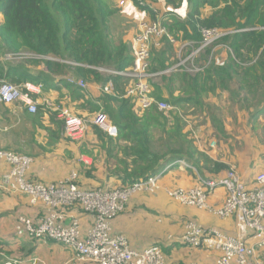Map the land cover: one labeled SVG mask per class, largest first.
Segmentation results:
<instances>
[{"label": "trees", "instance_id": "1", "mask_svg": "<svg viewBox=\"0 0 264 264\" xmlns=\"http://www.w3.org/2000/svg\"><path fill=\"white\" fill-rule=\"evenodd\" d=\"M185 1L165 0L167 7L173 11L179 10ZM187 1L190 12L185 20L174 16L168 18L165 25L169 35L177 41L180 39L194 42L197 47L202 40L200 33L202 28L231 32L215 45V50L210 48L205 51L208 57L210 55L212 57L217 48L226 47L231 54L223 66L216 65L213 61L203 72L190 79L191 97L183 95L170 102L163 98V95H155L154 90L153 96L157 101L167 102L177 110L168 115L159 112L157 107L143 111L134 101L124 97L131 85L130 80L118 76L105 78L94 69L76 70L78 78L86 81L88 78H93L102 85V88L109 82L114 84L115 95H106L101 103L116 124L118 136L113 138L99 127H94L93 130L104 148L106 147L108 158L115 160L111 175L121 180V187L157 175H162V178L166 167L177 161L187 160L190 164L186 163L195 168L199 174L202 171L200 166L202 160L208 171L219 173L229 169L227 165L211 160L205 152L199 151L198 147L191 146V142L187 141L188 134H184L185 122L179 115V106L183 102H194L198 106H203L204 102L199 95L201 85L203 87L200 89L205 90V84L209 82L208 92L212 94H215L218 88L228 91L233 103L243 110H255L254 113L249 114L252 120H257L259 114L264 113L262 111L264 109V0ZM206 7H210L211 11L207 16H203L202 10ZM122 10L117 4H109L105 0H0V15L4 17V24L0 26V79L17 86L32 82L42 85L44 91L54 87L52 76H67L70 72L68 65L58 61L36 59L22 62L3 61L5 55L24 50L41 57L74 61L96 69L128 70L134 56L132 57L128 45L124 42L127 24ZM141 10L151 12L155 16L150 8H141ZM160 42L161 47L158 49L153 47L152 50L151 74L162 73L172 67L168 65L172 64L173 42L167 36ZM40 63L45 65L48 72L36 77L31 76V68ZM179 71L187 72L183 69L177 70L170 81L186 80L189 75L176 74ZM64 86L76 94L73 98L83 97L79 88L67 82ZM182 93H185L184 83L179 90V94ZM173 95L174 93L171 92L170 97ZM54 114L57 117V113ZM212 123H216L215 120ZM218 130L224 134L222 123ZM158 132L161 134L160 148L156 145L153 135H157ZM192 135L195 141L196 137ZM4 150L25 155L14 150L5 148ZM208 164L214 165V168L211 169ZM179 245L187 247L181 240L175 246ZM158 247L162 249L164 255L168 253L166 249L159 245Z\"/></svg>", "mask_w": 264, "mask_h": 264}, {"label": "built area", "instance_id": "2", "mask_svg": "<svg viewBox=\"0 0 264 264\" xmlns=\"http://www.w3.org/2000/svg\"><path fill=\"white\" fill-rule=\"evenodd\" d=\"M150 1L121 0L119 5L123 7L127 2H130L139 10L141 8L151 9ZM200 33L202 40L198 46L194 47L188 57L182 59L168 72L180 69L195 74L203 72L204 66H196L195 61L207 49L215 50V45L231 32L216 28H202ZM166 36L174 43L175 40L169 35L168 28L163 24V21L156 19L150 22H141L131 67L125 71L104 68L96 70L108 76H118L130 80L131 85L124 97L134 101L141 110L147 111L157 107L159 112L168 115L177 109L167 102L157 101L153 96L152 78L163 74L150 73L154 44L156 47H160V41ZM29 59L58 61L73 69L89 68L74 61H60L24 51L7 54L3 61L22 62ZM213 61L219 66L225 64L224 60L212 56L208 65ZM65 80L81 91L87 89V82L72 74ZM42 93V85L27 82L17 86L7 80L0 79V106L20 103L31 114H36L39 106L35 98ZM103 93L114 96V84L109 82L103 88ZM54 111L57 113L58 120L64 124L66 137L74 143L83 142L87 136L88 122L75 115L67 107H55ZM90 124L103 128L111 137L117 136V128L103 114L95 117ZM0 162H5L10 166L3 181L6 191L24 194L29 198L31 205H40L45 210L44 215L37 220L20 216L15 226L18 237L56 242L74 252L76 263L167 264L166 257L160 247L151 245L144 249H134L125 236L112 233L113 220L125 210L131 198L139 192L155 193L160 190L162 175L112 190L106 188L84 189L78 185L76 173H73L68 179L51 184L32 181L28 174L34 164V159L27 155H20L0 148ZM177 164L190 167L184 161L174 162V165ZM172 167V164L167 166L163 174ZM219 188L226 190V200L220 207L210 206L209 199ZM167 193L173 200L186 207L207 210L219 218L235 220L237 231L235 236L227 235L216 228H205L199 222L190 220L185 225L181 237L182 244L188 248L219 252L216 264H264V261L257 257L256 249L247 243V237L250 236L257 241L259 247L264 248V173L257 174L254 184L248 185L241 179L237 169L231 167L223 176L199 178L198 186L194 188H177L169 190ZM74 208H79L82 213L92 218V226L86 235L82 232L79 219L72 218L67 214L69 209ZM67 218H69L68 222H66ZM24 263L23 260L6 258L4 264Z\"/></svg>", "mask_w": 264, "mask_h": 264}, {"label": "crops", "instance_id": "3", "mask_svg": "<svg viewBox=\"0 0 264 264\" xmlns=\"http://www.w3.org/2000/svg\"><path fill=\"white\" fill-rule=\"evenodd\" d=\"M105 1L109 4L115 3L123 9L121 12L127 24L124 42L128 45L132 57L136 49V37L141 22H150L158 19L163 21V24H166L171 16L185 20L190 12L187 0L177 11L167 7L165 0L150 1V7L155 16L151 12L139 10L130 2L121 7L119 5L121 0ZM210 11V7L203 9V16H207ZM3 24L4 17L0 15V26ZM194 45V43L187 40L177 42L174 45L177 58L181 55V47L194 48ZM160 47H156L154 44V48L158 49ZM230 54V51L225 47L220 51V57L218 56V58L227 61ZM206 67L204 65V70ZM31 69V76L33 77L48 72L43 63ZM86 69L96 70V68L92 67ZM76 70L70 68L67 76L72 74L77 77ZM67 76H52L54 87L44 90L40 96L35 98L39 106V113L41 110L40 114H31L20 103L0 106V148L18 151L34 159V164L28 174L32 181L51 184L68 179L73 173H76L78 184L82 188H106L109 190L119 188L121 187V180L115 175H111L115 160L108 158L106 147L104 148L97 133L95 134L93 130L97 126L90 124L95 117L103 114L117 128L111 116L105 111L104 104L101 103L106 96L103 93L102 85L93 80V78H88L87 81L85 80L87 89L85 91L80 90L83 93V97L73 98L76 94L64 86ZM209 84V82L205 84L207 92L204 95L205 100H202L204 104L213 106H209L210 114H204L205 119L211 121L216 119V117L212 116L216 110L214 107L221 105L220 99L226 101L224 103H228L230 94L228 91H223L219 88L215 94L209 93ZM59 106L70 107L75 114L88 122V132L83 142L74 143L67 139L62 121L58 120L54 114L55 107ZM99 108L101 109L100 111ZM244 115L245 113L243 112L238 116ZM101 129L104 130L103 128ZM256 141L258 142V140ZM213 142L215 143V141ZM252 143L254 144L255 142L253 141ZM198 149L201 152H205L214 162L227 165L229 169L235 166L241 179L248 185L254 184L257 174L264 173V161L258 160L259 155L255 157L254 166L251 169H244L242 165H246V163L239 162L237 165H233L235 163L233 159L228 156L227 160L222 158L220 152H213L208 145L199 144ZM172 165L174 168L172 167V169L165 172L160 179V190L155 193L139 192L131 198L125 210L113 220L112 233L125 236L131 247L135 249H144L152 244L161 246L164 244V237H168L173 225H176L178 230L183 233L185 225L190 220H195L206 228H216L230 236L237 235L233 218L222 219L207 210L186 207L173 200L167 193V191L177 188H194L198 186L199 178L223 176L229 169L219 173L211 172L206 170L202 160L200 165L202 166V171L200 172L202 175H200L195 168L192 170L182 168L183 166L180 165L175 166L174 163ZM208 166H211V169L214 168V165L208 164ZM9 169L10 166L7 163L0 162V264H4L6 258L23 260L24 264H94L76 263L74 252L55 242L37 241L16 235V221L20 216L39 219L44 215L45 210L40 205H31L29 198L24 194L6 191L3 181ZM226 197V190L219 188L211 195L209 204L213 207H220ZM149 213L160 214L161 217L165 215L171 221L167 222L166 234H164L163 228L164 221H160L162 227V234H160V231L153 227L156 222H159V219L151 217ZM67 214L72 218L79 219L82 232L86 235L92 226V218L82 213L79 208L69 209ZM68 221L69 218H67L66 222ZM247 243L256 249L257 257L264 261V248L259 247L257 241L250 238V236L247 237ZM163 246L161 247L168 252L165 254L167 264H216L220 254L216 251L187 248L182 245Z\"/></svg>", "mask_w": 264, "mask_h": 264}, {"label": "rangeland", "instance_id": "4", "mask_svg": "<svg viewBox=\"0 0 264 264\" xmlns=\"http://www.w3.org/2000/svg\"><path fill=\"white\" fill-rule=\"evenodd\" d=\"M177 42H184L183 40L178 39L174 41V43ZM172 44L174 48V52L171 58V65L168 66L170 70L177 66L180 61L186 57H188L193 48H183L181 47V55L179 58H177L175 54V47ZM194 43V42H192ZM200 43V42H199ZM195 44V43H194ZM195 46V45H194ZM196 47V46H195ZM218 50L215 52L214 56H219V53L222 48H217ZM24 52L29 53V51L24 50ZM211 56V55H210ZM208 57L207 52L201 54L199 58L195 61L196 66H204L208 65L209 60L211 57ZM220 57V56H219ZM152 59V58H151ZM220 60H223L220 58ZM152 68V62H150ZM213 65V63H212ZM168 70H165L162 72L163 75H158L152 78V85L155 87V95L160 94L163 95V98L166 100L172 102L173 99L177 100L181 96L185 95L191 97L192 95V87L190 85V79L194 78L196 76L195 73L192 72H182L179 71V73L176 74H188L186 80H183V82L179 80L173 79L170 81L171 77L175 74H173L176 71L168 72ZM162 71V70H161ZM167 72V73H166ZM161 72H155V74H160ZM153 74V73H152ZM103 77L106 78L108 75L102 74ZM165 76V77H163ZM110 77V76H109ZM9 82V81H8ZM11 83V82H10ZM184 83V92L182 94H179V90L181 89V85ZM14 84V83H13ZM203 87L201 85L199 87V95L201 99H204V95L207 92V90H201L200 88ZM206 87V86H205ZM210 87H208L209 89ZM165 90V91H164ZM163 94H162V92ZM165 92V93H164ZM171 92L174 93L172 97H170ZM221 105H218L217 107H214L215 113H213L212 116L216 117L215 122L212 123L213 120L209 121L205 119L206 113L210 114L211 110L209 104H204L203 106H198L194 102H183L179 107L180 116L185 122V128H184V134H188L189 140L187 141L191 142V146L198 147L199 144H205L208 145L209 148L212 149L213 152L219 153L222 155L221 157L227 160V156L230 159L234 160L233 165H237L239 162H244L246 165H242L244 169H251L254 166V159L257 155H259L258 160L264 161V113L259 114L260 116L257 118V120H252L249 116V114H252L255 112V110H249L245 109L243 110L239 105L232 102L231 98L228 99V103H224L226 101L221 100ZM238 101V100H236ZM223 103V104H222ZM173 106V105H171ZM210 106V107H209ZM249 110V111H248ZM264 112V109L262 110ZM245 113L244 116H238L241 115V113ZM213 118V117H211ZM220 123L224 126V134L219 132L218 128ZM195 135L196 139L193 140V135ZM156 145L158 148L162 147L160 142V132L156 134H153ZM258 140V142L256 140ZM215 141V143L213 142ZM255 142L254 144L252 142ZM187 163H189L187 160H185ZM190 164V163H189ZM236 168L235 166H232V168ZM187 169H194L192 166L190 167H182ZM237 169V168H236ZM150 214V213H149ZM151 217H156L159 219V222H156L153 227L160 231V234H162V227L160 224V221H164V234H166V225L167 222H171L168 220V218L164 215L161 217L160 214H150ZM156 225V226H155ZM182 231L178 230V227L176 225H173L170 229V234L168 237H164V244L165 245H176L179 240H181L182 237ZM28 238V237H26ZM164 247V246H163ZM5 263V261H4Z\"/></svg>", "mask_w": 264, "mask_h": 264}]
</instances>
